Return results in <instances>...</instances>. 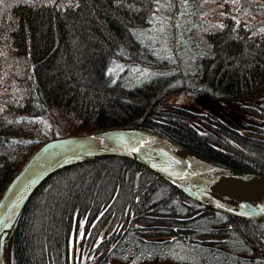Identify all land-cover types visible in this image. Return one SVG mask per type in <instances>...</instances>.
Masks as SVG:
<instances>
[{
    "label": "trees",
    "instance_id": "1",
    "mask_svg": "<svg viewBox=\"0 0 264 264\" xmlns=\"http://www.w3.org/2000/svg\"><path fill=\"white\" fill-rule=\"evenodd\" d=\"M174 91L226 106L170 105ZM110 127L150 130L207 162L264 174V0H0V191L40 143ZM70 249V264H264V220L191 200L128 158L101 157L43 180L4 259L69 264Z\"/></svg>",
    "mask_w": 264,
    "mask_h": 264
},
{
    "label": "water",
    "instance_id": "2",
    "mask_svg": "<svg viewBox=\"0 0 264 264\" xmlns=\"http://www.w3.org/2000/svg\"><path fill=\"white\" fill-rule=\"evenodd\" d=\"M109 156L135 161L200 204L233 217L264 220V174L207 162L150 130L94 129L40 143L6 181L0 191V264H5L4 245L17 215L45 178L62 168ZM106 225L100 229L98 239ZM76 253L77 241L74 258ZM71 258L70 249L69 264Z\"/></svg>",
    "mask_w": 264,
    "mask_h": 264
},
{
    "label": "rangeland",
    "instance_id": "3",
    "mask_svg": "<svg viewBox=\"0 0 264 264\" xmlns=\"http://www.w3.org/2000/svg\"><path fill=\"white\" fill-rule=\"evenodd\" d=\"M165 1L166 0H163V2H165ZM163 13L162 14L164 16L167 15L166 14L167 12H165V10H163ZM161 32H162V28L156 27V28L151 30L150 36H152V35L158 36ZM144 33H143V35H144ZM157 48L163 50L164 46H158ZM166 99L170 105H177V106H182V105L184 106L185 105L188 107L190 106L192 108H197V107L200 108L201 106H204V105L205 106H213V104H215V103L221 104L224 107L226 106L222 100H220L221 103H219L218 100H210V99L205 98V97H204V99H201L198 97L196 98L194 96L193 97L186 96L182 92H177V91L168 93ZM231 118H233V116ZM225 119L228 121V123L229 122L233 123V124L237 123V121L235 119H229L227 117H225ZM77 253H78V251H77ZM77 253H76V257H77ZM76 257L75 258L73 257L74 260H76ZM83 258H85V257H83ZM78 264H83V262L79 261ZM85 264H87V263H85ZM109 264H119V262L112 260V261H109ZM141 264H187V263H178V262H175V261L170 260V259H164V260L152 259V260L143 261Z\"/></svg>",
    "mask_w": 264,
    "mask_h": 264
}]
</instances>
